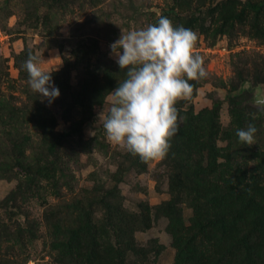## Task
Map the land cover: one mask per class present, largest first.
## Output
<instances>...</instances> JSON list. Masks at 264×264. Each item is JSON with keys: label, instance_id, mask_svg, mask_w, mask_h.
<instances>
[{"label": "rangeland", "instance_id": "374dc122", "mask_svg": "<svg viewBox=\"0 0 264 264\" xmlns=\"http://www.w3.org/2000/svg\"><path fill=\"white\" fill-rule=\"evenodd\" d=\"M161 16L198 34L208 75L176 105L167 156L145 162L99 116L126 79L110 45ZM30 53L51 102L28 83ZM257 87L264 0H0V264H264ZM249 123L251 146L236 134Z\"/></svg>", "mask_w": 264, "mask_h": 264}, {"label": "clouds", "instance_id": "9594fccd", "mask_svg": "<svg viewBox=\"0 0 264 264\" xmlns=\"http://www.w3.org/2000/svg\"><path fill=\"white\" fill-rule=\"evenodd\" d=\"M197 43L196 32L174 26L164 16L145 28L122 31L110 45V55L125 71L126 79L108 93V113L99 116L109 141L145 162L167 156L170 141L184 119L176 105L192 97L194 85L189 81L208 75L203 57L194 51ZM24 68L33 91L50 102L60 95L51 72L39 66L35 55L29 54ZM254 104L264 111V93L256 94ZM257 131L249 123L246 129H237L236 134L241 144L251 146L256 144Z\"/></svg>", "mask_w": 264, "mask_h": 264}, {"label": "water", "instance_id": "95a60500", "mask_svg": "<svg viewBox=\"0 0 264 264\" xmlns=\"http://www.w3.org/2000/svg\"><path fill=\"white\" fill-rule=\"evenodd\" d=\"M154 10L158 11V8H154ZM257 93H262V90H261L260 87H257V92H256V93L254 94V96H253V101H254V99H255Z\"/></svg>", "mask_w": 264, "mask_h": 264}, {"label": "trees", "instance_id": "16d2710c", "mask_svg": "<svg viewBox=\"0 0 264 264\" xmlns=\"http://www.w3.org/2000/svg\"><path fill=\"white\" fill-rule=\"evenodd\" d=\"M247 5H249L254 10H258L259 9V7L256 4L247 3Z\"/></svg>", "mask_w": 264, "mask_h": 264}]
</instances>
